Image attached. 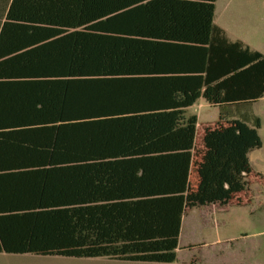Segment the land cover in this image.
<instances>
[{
  "label": "trees",
  "instance_id": "obj_1",
  "mask_svg": "<svg viewBox=\"0 0 264 264\" xmlns=\"http://www.w3.org/2000/svg\"><path fill=\"white\" fill-rule=\"evenodd\" d=\"M120 1L0 0V253L171 263L186 209L247 185L264 53L215 0L144 20ZM199 99L219 146L188 198Z\"/></svg>",
  "mask_w": 264,
  "mask_h": 264
},
{
  "label": "rangeland",
  "instance_id": "obj_2",
  "mask_svg": "<svg viewBox=\"0 0 264 264\" xmlns=\"http://www.w3.org/2000/svg\"><path fill=\"white\" fill-rule=\"evenodd\" d=\"M259 48V47H257ZM264 53V47L260 49ZM200 123L218 119L217 110L199 99L191 108ZM259 119L256 129L260 147L248 154L251 173L247 185L236 196L240 206L233 205L213 216L208 229H202L196 219L183 226L184 238L177 250L176 260L171 263H148L109 260L106 258L42 257L30 254L13 255L0 253V264H264V98L253 104ZM202 181H190L188 198L199 194ZM259 203L263 204L262 208ZM218 205V204H217ZM220 206V205H219Z\"/></svg>",
  "mask_w": 264,
  "mask_h": 264
},
{
  "label": "crops",
  "instance_id": "obj_3",
  "mask_svg": "<svg viewBox=\"0 0 264 264\" xmlns=\"http://www.w3.org/2000/svg\"><path fill=\"white\" fill-rule=\"evenodd\" d=\"M176 1L202 2L204 0H121L120 6L122 7L121 11L136 9L138 11L136 14L137 18H160L165 14L168 15V11L176 9ZM124 3L126 6H123ZM214 5L213 23L223 30L225 36L230 41H240L251 51L263 53L260 49L264 47V0H215ZM151 12H156V15ZM139 24H146V22H140ZM150 24L158 23L151 22ZM192 107L193 106L188 108L189 112H192ZM212 108L217 110L215 107ZM196 117L197 123L193 148L194 155L189 169V182L201 181L197 172V167L201 162L202 155L206 150L210 151L219 146L215 139L217 129L219 128L218 119L214 122L200 123L197 115ZM222 125L226 126V123ZM250 173L247 175L246 179ZM239 194L240 193H236L224 206L210 204L198 208L186 209L181 221L178 245L181 239L186 235L183 233V226L186 219L189 225H194L197 219L203 230L208 229L215 214L222 210H227L233 205L240 206L238 203H232L236 201V196ZM259 205H261L260 207L262 208L263 204L259 203ZM258 233L264 235V231Z\"/></svg>",
  "mask_w": 264,
  "mask_h": 264
}]
</instances>
